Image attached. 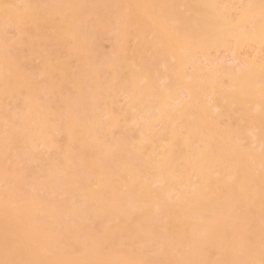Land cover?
I'll list each match as a JSON object with an SVG mask.
<instances>
[{
    "label": "bare ground",
    "instance_id": "6f19581e",
    "mask_svg": "<svg viewBox=\"0 0 264 264\" xmlns=\"http://www.w3.org/2000/svg\"><path fill=\"white\" fill-rule=\"evenodd\" d=\"M229 2L0 0V264H264V69L201 66L264 45Z\"/></svg>",
    "mask_w": 264,
    "mask_h": 264
},
{
    "label": "rangeland",
    "instance_id": "374dc122",
    "mask_svg": "<svg viewBox=\"0 0 264 264\" xmlns=\"http://www.w3.org/2000/svg\"><path fill=\"white\" fill-rule=\"evenodd\" d=\"M24 1L25 0H15V2L18 4L20 3V5ZM228 1H230V0H228ZM239 1H240V3L241 2L242 3L238 4ZM229 3L234 4L235 8H237L239 6L238 7L239 9L237 11H235V13L239 14V12L241 13L245 10V7L247 5V0H231V2H229ZM240 5H241V7H240ZM242 6H244V7H242ZM247 21L248 22H246L244 25L240 26V28H242V26H244L243 27L244 29H242V30H239L240 28L237 29L238 33H241V34H243L245 32L247 33L252 29V27H253L252 19L251 20L249 19ZM11 30H14V29H11ZM10 31L7 30L8 33ZM13 32H14V34L12 33V31H11V33H9V35L11 34L10 39H9L8 33H6L7 34L6 36H8L7 37L8 42H10L12 44V47L15 48V50L12 49V53H13V56L16 58V56L18 55V54L16 55V53H20V52H22L23 49H26V47L29 46L30 41L27 38L28 34L27 33L25 34L24 30H22V31L14 30ZM12 34L15 36H13ZM22 38H25L24 40H26V42ZM148 39H150V37ZM24 42H25V45H24ZM248 42H250V43L248 44ZM104 46H105V49H107L109 47V44H106ZM21 47H23V48H21ZM16 48H19L20 50L18 49V51L15 52ZM105 49H103V51ZM108 51H110V50H107V52ZM25 52H26V50H24V52H22V55H24ZM104 52H106V50ZM151 53L152 52L150 51V52L145 54V58H149L148 61L152 60ZM21 57H26V56H21ZM17 58H19V56H17ZM205 60H206V62H205ZM205 60L203 59L201 61V66H202V70L206 73H211L212 71L219 70L220 68L222 70V68L225 69V67H226L227 70L225 69L226 70L225 72H228V74H232V72H233V74H234V73H236L237 67H239L238 69H242L243 67H245L246 63H248V62H253L259 66L261 65V67L264 69V45L258 46V45H255L251 41H244L242 45H240L239 47L236 48L235 41L230 40V43L228 45H226V47H222L219 49L209 48L208 59H205ZM34 65H36V61L34 62ZM234 68H236V69H234ZM221 70H220V73H225L224 71L221 72ZM186 71L189 73L191 71L190 67H188ZM215 71H214V73H215ZM0 73H2L1 70H0ZM177 97L178 98H177L176 102H178L180 104L183 102H186L188 100L187 92L185 90H180L179 93L177 94ZM119 98L120 99H119L118 105H123L125 103L124 97L121 95ZM209 98H210L209 96H205L204 99H205L206 103H208L207 101H209L208 100ZM172 111H174V108H172ZM257 111L258 110L256 109V110L252 111V113H254V112L256 113ZM158 127H159V125H157L156 128H158Z\"/></svg>",
    "mask_w": 264,
    "mask_h": 264
}]
</instances>
